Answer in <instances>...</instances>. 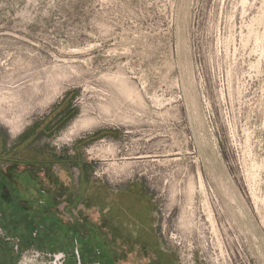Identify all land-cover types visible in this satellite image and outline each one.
<instances>
[{
    "label": "rangeland",
    "instance_id": "374dc122",
    "mask_svg": "<svg viewBox=\"0 0 264 264\" xmlns=\"http://www.w3.org/2000/svg\"><path fill=\"white\" fill-rule=\"evenodd\" d=\"M59 105L35 142L53 176L142 184L179 264H264V0H0L5 263L14 231L45 221L40 188L3 175L21 134ZM60 200L66 226L54 220L49 237L75 224L86 235L80 201ZM27 253L16 264H42Z\"/></svg>",
    "mask_w": 264,
    "mask_h": 264
},
{
    "label": "crops",
    "instance_id": "0c3cea01",
    "mask_svg": "<svg viewBox=\"0 0 264 264\" xmlns=\"http://www.w3.org/2000/svg\"><path fill=\"white\" fill-rule=\"evenodd\" d=\"M62 109L60 105L54 108L30 133L21 134L22 145L8 164L13 168L22 167L23 171L40 181L46 192L49 190L51 193L50 187L55 185L57 194H63L64 199L80 201L81 210L89 219L85 228L88 233L85 235L83 227L78 224L67 227V237L62 239L65 249L75 239L84 264H179L164 248L156 228L154 203L142 184L111 186L105 180L91 179L81 189V181L76 187L61 170L56 176L50 173L54 161L48 158L47 153L40 152L35 142L45 134H53L51 131L57 128ZM26 146H30L31 153L35 155L33 159L25 150ZM47 201L44 209L48 226L55 228L52 221L60 218L56 216L53 202L49 198Z\"/></svg>",
    "mask_w": 264,
    "mask_h": 264
},
{
    "label": "flooded vegetation",
    "instance_id": "af4514ba",
    "mask_svg": "<svg viewBox=\"0 0 264 264\" xmlns=\"http://www.w3.org/2000/svg\"><path fill=\"white\" fill-rule=\"evenodd\" d=\"M15 168H6L7 170H5L4 173V180L7 179L6 181H2V185L6 188H8L5 183H7L10 188L14 187L19 190L21 187H27V188H33V187H39L41 190V195L42 198L38 199L39 204H42L43 206L48 202L47 199L49 198V200H51L53 202V204H56V201H61L60 198H63L61 196V194H51L48 193L49 190H46L44 188H42L40 181H36L34 178H32L26 171H23V169H19L16 168V166H14ZM27 173V175H25ZM23 179H25L24 181H22ZM26 182V183H25ZM31 190V189H30ZM9 192V191H8ZM29 193V192H27ZM50 197H49V196ZM6 200H9L11 203V199L10 197H5ZM59 198V200H58ZM54 208V207H53ZM4 215V213L1 210V205H0V220L2 219V216ZM41 216H43V220L45 221L44 224H41L38 229L36 230H32V231H28V229H24L21 228L23 230V232L21 233H13L14 238L13 240V245L14 246V255H7V259L6 257V263L4 262V260L0 259V264H16L17 262H19V259L21 257V254L24 252H28L27 255L29 256V254L31 253V258H35L38 261H41L42 264H84L81 260V254L78 251V247H77V241L74 239V243L69 247L66 246L67 249H65V246L63 245V241L58 240V241H54V239L50 238L49 236L54 235V228H50L48 226L49 222L47 221V213L45 212V209L43 211H41ZM62 223V219L59 220ZM52 224L53 221H52ZM54 226V225H53ZM19 230V229H18ZM28 231V234L26 237L23 236L24 234L26 235V232ZM36 231V232H34ZM38 231L42 232V237L41 239L38 240ZM12 234V232L8 233V235L6 234V231L3 229V227L1 226V222H0V236L1 235H7V239H10L9 237H11L10 235ZM50 238L52 241H49ZM1 243V242H0ZM7 248H12L10 245ZM3 247H0V254L2 253ZM34 252L36 253V257L33 256ZM27 255H24V259L28 260ZM30 263H32L31 261H29ZM26 264V262H25ZM41 264V263H40Z\"/></svg>",
    "mask_w": 264,
    "mask_h": 264
}]
</instances>
